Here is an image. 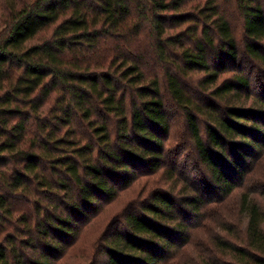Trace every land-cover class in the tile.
<instances>
[{
    "label": "trees",
    "instance_id": "trees-1",
    "mask_svg": "<svg viewBox=\"0 0 264 264\" xmlns=\"http://www.w3.org/2000/svg\"><path fill=\"white\" fill-rule=\"evenodd\" d=\"M262 163L264 0H0V264H264Z\"/></svg>",
    "mask_w": 264,
    "mask_h": 264
},
{
    "label": "rangeland",
    "instance_id": "rangeland-1",
    "mask_svg": "<svg viewBox=\"0 0 264 264\" xmlns=\"http://www.w3.org/2000/svg\"><path fill=\"white\" fill-rule=\"evenodd\" d=\"M181 129H178V132H181ZM264 183V163L260 164L259 167H256V170L252 175L249 174L247 178V185L250 187H253L255 183ZM131 198V195L129 192L123 194L121 200L114 205L110 211L109 215L112 212H115L119 210L122 206H124L125 202ZM238 208V199L235 197L225 206V208L221 209V216L219 217V220L223 219L228 222H231L233 224L238 223L239 216L236 214V209ZM212 212H209L208 218L204 219L203 224L201 223L202 228H198L195 235L192 237V243L186 248L185 253L182 256L178 257H184L183 259L185 261L192 262L193 264H199V257L202 255V252L196 247V245H200V243H203L204 252L208 248L209 239L213 238L218 231V228L216 227L219 223L216 221L218 217L216 215H212ZM223 214V215H222ZM241 223V221L239 222ZM210 231H213L212 234H209ZM215 231V232H214ZM210 244V243H209ZM177 263V262H175ZM69 264H74L72 260ZM173 264V263H170Z\"/></svg>",
    "mask_w": 264,
    "mask_h": 264
}]
</instances>
